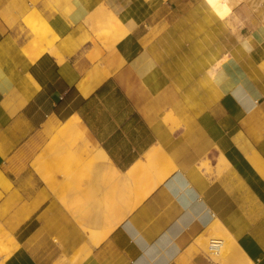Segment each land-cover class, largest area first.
<instances>
[{"label": "crops", "instance_id": "crops-1", "mask_svg": "<svg viewBox=\"0 0 264 264\" xmlns=\"http://www.w3.org/2000/svg\"><path fill=\"white\" fill-rule=\"evenodd\" d=\"M101 7L127 29L109 47ZM40 18L53 50L0 57L4 264H215L214 233L264 264V0L223 17L207 0H0V45L26 47Z\"/></svg>", "mask_w": 264, "mask_h": 264}, {"label": "bare ground", "instance_id": "bare-ground-1", "mask_svg": "<svg viewBox=\"0 0 264 264\" xmlns=\"http://www.w3.org/2000/svg\"><path fill=\"white\" fill-rule=\"evenodd\" d=\"M207 1L217 12V14L222 17L227 15L235 2V0ZM99 13L100 16H102V18H100V25H97L94 30L96 34L102 38L104 45L109 47L121 37H123L127 32V29L113 16L110 11H106L105 8L101 7L99 9ZM31 28L33 38L26 47L21 48L19 45H17L13 38L7 37L0 45V57H3L4 59L6 58L7 60L10 59L17 61L22 69H27L30 63L33 62L42 52L46 51L47 49L53 50V39L56 37V34L52 27L45 21V19L40 18L39 23L37 25H31ZM4 59L1 62H4ZM83 90L86 91L84 88ZM101 154L102 152L99 153V155ZM43 176L45 180H47V177L45 175ZM217 224L221 225L219 221H217ZM211 236L214 239L217 238L221 240V246L218 251L215 252L209 250L208 244L206 245L205 242L206 240L207 243L209 242L207 239L208 237L205 238L206 240L201 245H203L205 248H208V255L211 261L215 264H226L227 262L228 264H255V262H253L247 256V253L239 248L240 246L238 247L236 244H233V237L230 238L224 236L223 234L217 233H214ZM9 240H12L10 235Z\"/></svg>", "mask_w": 264, "mask_h": 264}, {"label": "rangeland", "instance_id": "rangeland-1", "mask_svg": "<svg viewBox=\"0 0 264 264\" xmlns=\"http://www.w3.org/2000/svg\"><path fill=\"white\" fill-rule=\"evenodd\" d=\"M211 238L213 237L209 236L207 239L210 240ZM205 242L207 245L208 244L207 240ZM204 249H205V252L208 254L209 253L208 248L204 247ZM11 250H12V247L9 245V234H7L6 232L0 229V264L4 263L5 257ZM226 264H228V262Z\"/></svg>", "mask_w": 264, "mask_h": 264}, {"label": "built area", "instance_id": "built-area-1", "mask_svg": "<svg viewBox=\"0 0 264 264\" xmlns=\"http://www.w3.org/2000/svg\"><path fill=\"white\" fill-rule=\"evenodd\" d=\"M221 240L217 239V238H211L208 242V248L210 251H218L220 249L221 246Z\"/></svg>", "mask_w": 264, "mask_h": 264}]
</instances>
